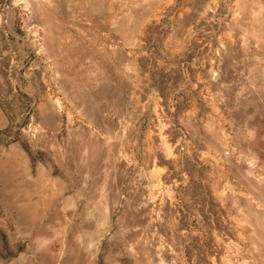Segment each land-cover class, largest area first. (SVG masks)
<instances>
[{
	"label": "rangeland",
	"instance_id": "rangeland-1",
	"mask_svg": "<svg viewBox=\"0 0 264 264\" xmlns=\"http://www.w3.org/2000/svg\"><path fill=\"white\" fill-rule=\"evenodd\" d=\"M3 146L0 264H264V0H0Z\"/></svg>",
	"mask_w": 264,
	"mask_h": 264
},
{
	"label": "crops",
	"instance_id": "crops-1",
	"mask_svg": "<svg viewBox=\"0 0 264 264\" xmlns=\"http://www.w3.org/2000/svg\"><path fill=\"white\" fill-rule=\"evenodd\" d=\"M4 120L5 118H2V123ZM15 151H18L20 154V149L18 147H15L13 152ZM0 153H2V156H0V175L5 176L6 148L4 146L2 150H0ZM22 171H24V166ZM2 181L4 184L0 187L4 190L5 194V180ZM36 185L37 184L35 182L33 184H28L25 181H19L16 187L17 191L14 192L15 200L13 201V204L15 202L17 206L18 224H21L19 228V235H24L23 243L17 247L18 257H21V254L26 252L38 255L42 251H51L49 238H51L52 235L50 233V226L52 222L50 221H56L55 224L60 229L57 231L58 234H60L61 230L66 227L64 225L63 216L66 214L65 209L66 205H68L67 203H71L72 200L67 197H60V200L52 198L54 200L52 204L58 205V207H55L52 210L50 208L45 210L41 204V201H44V198H42L43 196H38ZM50 210L53 211V214ZM47 215H49V217H47ZM44 217H46L45 222H43V219H45ZM52 217L54 219L51 220ZM63 234L61 236H63ZM78 236H81V241L84 239V234H77V237ZM40 242L43 243V246ZM78 250L81 252H89L90 247L88 244L85 245L83 240V244L81 248H78ZM36 258L37 257L34 256V259Z\"/></svg>",
	"mask_w": 264,
	"mask_h": 264
}]
</instances>
